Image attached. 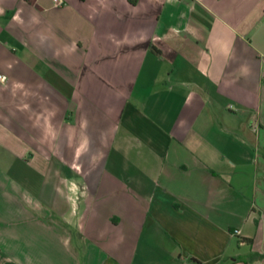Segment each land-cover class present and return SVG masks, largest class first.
<instances>
[{"label":"crops","instance_id":"1","mask_svg":"<svg viewBox=\"0 0 264 264\" xmlns=\"http://www.w3.org/2000/svg\"><path fill=\"white\" fill-rule=\"evenodd\" d=\"M0 264H264V0H0Z\"/></svg>","mask_w":264,"mask_h":264},{"label":"built area","instance_id":"2","mask_svg":"<svg viewBox=\"0 0 264 264\" xmlns=\"http://www.w3.org/2000/svg\"><path fill=\"white\" fill-rule=\"evenodd\" d=\"M54 1L58 3L60 2V0H54ZM6 80L7 77L4 74L0 73V83H4Z\"/></svg>","mask_w":264,"mask_h":264}]
</instances>
